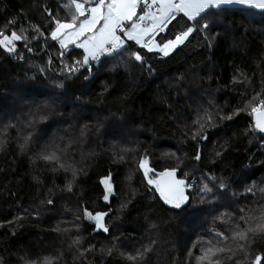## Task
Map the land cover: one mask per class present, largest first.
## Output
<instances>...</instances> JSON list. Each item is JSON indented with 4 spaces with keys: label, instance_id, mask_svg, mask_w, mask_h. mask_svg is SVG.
<instances>
[{
    "label": "trees",
    "instance_id": "trees-1",
    "mask_svg": "<svg viewBox=\"0 0 264 264\" xmlns=\"http://www.w3.org/2000/svg\"><path fill=\"white\" fill-rule=\"evenodd\" d=\"M68 3L0 0V32L23 37L14 52L0 47V264H198L210 246L232 249L221 264H254L264 233L249 234L250 244L231 237L264 210V135L248 126L249 101L264 96V11L177 16L157 43L195 30L168 56L127 41L70 72L83 52L50 36L75 11ZM52 151L57 161L42 158ZM142 159L149 176L176 168L195 179L188 202L165 204ZM85 210L108 213L109 231Z\"/></svg>",
    "mask_w": 264,
    "mask_h": 264
},
{
    "label": "snow or ice",
    "instance_id": "snow-or-ice-1",
    "mask_svg": "<svg viewBox=\"0 0 264 264\" xmlns=\"http://www.w3.org/2000/svg\"><path fill=\"white\" fill-rule=\"evenodd\" d=\"M229 6L264 10V0H69L65 7L74 8L75 11L72 13L70 20H55L56 26L51 31L50 36L52 40H58L61 48L65 50L68 49L69 45H75L77 48L83 49V59L76 62L81 66L88 65L90 61H98L104 54L110 55L124 48L125 41L118 33H123L127 40L135 41L136 44L149 52L158 51L164 56H168L170 52L183 45L195 30L193 27H187L186 30H181L174 38L168 39L167 42L157 43L156 35L165 31L169 24L177 19L178 14H183L189 20H196L211 9H221ZM202 27L207 28L208 24L205 23ZM21 39L23 37L15 31L11 32L10 35L0 32V47L9 52H14L16 49L15 42ZM63 54L61 53V55ZM132 55L136 61L143 62L144 57L139 52ZM68 70L76 72L79 71V68L72 66ZM85 78L87 79V77ZM249 105H251L249 114L254 117L255 128L264 132V96L257 93L251 98ZM231 118V116L222 117V119ZM202 128L203 125H201ZM196 135H199V131ZM193 138L195 139V135ZM201 138L206 139V137ZM27 139L29 138H26V142ZM42 158L46 161H57L59 159L56 151L43 155ZM199 158V155H197L196 159ZM139 167L143 169L148 184L154 186L165 204L180 209L182 205L188 202L189 197L186 195V190L191 185L186 182V179L177 178L178 169L165 170L156 173L153 177L149 176L153 169L149 167L147 159H142L139 162ZM102 183L105 186L103 199L108 201L109 196L113 193L111 178H105ZM68 187L71 190V185ZM220 187L223 188L224 184L221 183ZM201 191L208 195L211 194L212 189L204 185ZM243 211L241 209V212ZM107 215L106 212L93 214L85 210L86 218L94 221L95 229L104 232L109 231L104 220ZM239 219L247 224L252 217H248V220H246L245 216L242 215ZM256 219L258 222L254 227L242 228L235 232L231 238L250 244L249 234L256 236L264 233V210ZM237 227L240 226L237 225ZM214 235L221 240L229 239L222 232H216ZM208 243L211 244V241ZM239 250L244 251L245 244H240ZM231 251V248L210 246L203 248L202 255L196 257V259L198 264H221V260L216 258L218 254ZM142 255H129L127 259L135 261L141 258ZM262 260H264V256L258 255L254 264H261ZM48 264H51V262L49 261Z\"/></svg>",
    "mask_w": 264,
    "mask_h": 264
},
{
    "label": "built area",
    "instance_id": "built-area-1",
    "mask_svg": "<svg viewBox=\"0 0 264 264\" xmlns=\"http://www.w3.org/2000/svg\"><path fill=\"white\" fill-rule=\"evenodd\" d=\"M138 14H139V13H138ZM174 21H175V20H174ZM174 21H173V22H174ZM173 22H172V23H173ZM172 23H171V24H172ZM171 24H169L168 28L170 27ZM168 28L165 29V31L158 33V34L156 35L155 39H157L158 36L164 34V33L168 30ZM118 34L120 35L121 33H118ZM116 52H117V51H116ZM116 52H113V53L110 54V55H109V54H104V55H102V56L100 57V59H99L98 61H90L88 65H83V66H81L80 64H77V63H76L77 61H75V62H74V66L77 67V68H79V71H83V70H85V69H89V68H90L92 65H94V64H98L103 58H106V57H110V56H112V55L115 54ZM248 117H249L248 126H249V127H253V126H255L254 117H253L252 115H250V114L248 115ZM194 183H195V179H193V180L190 181L189 184L191 185V187L188 188L189 190L193 188Z\"/></svg>",
    "mask_w": 264,
    "mask_h": 264
},
{
    "label": "crops",
    "instance_id": "crops-1",
    "mask_svg": "<svg viewBox=\"0 0 264 264\" xmlns=\"http://www.w3.org/2000/svg\"><path fill=\"white\" fill-rule=\"evenodd\" d=\"M229 7H234V8H246V7H241V6H229ZM247 9H254V8H247ZM254 10H258V11H264V10H259V9H254ZM177 16H182L183 18H186L188 19L186 16H184L183 14H178ZM189 20V19H188ZM120 35H122V39H124L125 41V45H126V42L127 41H130V40H127V38L123 35V33H121ZM135 42V41H134ZM124 45V46H125ZM121 50V49H120Z\"/></svg>",
    "mask_w": 264,
    "mask_h": 264
},
{
    "label": "rangeland",
    "instance_id": "rangeland-1",
    "mask_svg": "<svg viewBox=\"0 0 264 264\" xmlns=\"http://www.w3.org/2000/svg\"><path fill=\"white\" fill-rule=\"evenodd\" d=\"M58 41V40H57ZM58 43H59V41H58ZM59 45H60V43H59ZM69 48H76V49H79V50H81L82 52H83V49H80V48H77L75 45H69L68 46V49ZM171 53V52H170ZM162 56H164L162 53H160ZM83 56H84V52L82 53V57H81V60L83 59ZM164 57H166V56H164ZM110 197V196H109Z\"/></svg>",
    "mask_w": 264,
    "mask_h": 264
},
{
    "label": "water",
    "instance_id": "water-1",
    "mask_svg": "<svg viewBox=\"0 0 264 264\" xmlns=\"http://www.w3.org/2000/svg\"><path fill=\"white\" fill-rule=\"evenodd\" d=\"M261 132V131H260ZM263 135H264V132H261ZM177 178H178V176H177ZM178 179H180V178H178Z\"/></svg>",
    "mask_w": 264,
    "mask_h": 264
},
{
    "label": "bare ground",
    "instance_id": "bare-ground-1",
    "mask_svg": "<svg viewBox=\"0 0 264 264\" xmlns=\"http://www.w3.org/2000/svg\"><path fill=\"white\" fill-rule=\"evenodd\" d=\"M166 33V32H165ZM122 36V35H121Z\"/></svg>",
    "mask_w": 264,
    "mask_h": 264
}]
</instances>
